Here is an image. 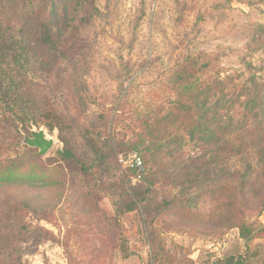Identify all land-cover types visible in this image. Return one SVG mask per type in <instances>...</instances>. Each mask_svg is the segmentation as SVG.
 I'll list each match as a JSON object with an SVG mask.
<instances>
[{
	"label": "rangeland",
	"instance_id": "374dc122",
	"mask_svg": "<svg viewBox=\"0 0 264 264\" xmlns=\"http://www.w3.org/2000/svg\"><path fill=\"white\" fill-rule=\"evenodd\" d=\"M33 1L0 0V28L22 38L49 111L68 114L79 127L69 134L77 155L91 154L79 131L117 108L116 140L142 138L150 149L116 154L110 169L83 175L60 159L58 129L33 125L55 143L45 156L17 159L23 174L38 173V182L0 184V264H215L218 254L251 250L260 255L251 261L264 263L261 167L252 163L256 174L247 182L243 174L252 171L225 144L196 142L174 122L146 114V104L166 100L171 70L186 54L234 49L236 55L213 63L221 71L238 66L248 31L241 35L235 22L253 13L251 21L264 23V0H94L84 10L78 0ZM42 23L55 46L44 43ZM257 44L251 39L253 57L264 60ZM31 131L18 135L21 145L6 146L4 133L3 152L20 155ZM124 189L130 194L116 204ZM133 200L136 209L128 211ZM242 225L249 240L240 237Z\"/></svg>",
	"mask_w": 264,
	"mask_h": 264
},
{
	"label": "trees",
	"instance_id": "16d2710c",
	"mask_svg": "<svg viewBox=\"0 0 264 264\" xmlns=\"http://www.w3.org/2000/svg\"><path fill=\"white\" fill-rule=\"evenodd\" d=\"M27 1L30 4L35 3L33 0ZM77 3L82 10L94 6V0H78ZM252 14L243 13L245 18L235 22V26L243 28L241 35L248 31L245 49L239 51L237 57L240 61L238 66L221 71L213 63L221 65L223 57L236 55L238 50L234 49L225 56L219 53L211 56L206 52L198 56L186 54L171 70L165 84L166 100L159 105H152L151 102L146 104V114H152L158 122H174L177 124L175 129H186L196 142L210 144L214 148L225 144L229 152L239 155L231 157L240 158V162L246 163L252 171L253 174L248 172L243 174V178L247 179V182L251 181L256 174V169L251 168L255 162L263 171L261 179L264 183V60L258 58L256 61V57H253L256 48L250 46L251 39L259 41L261 44H257L258 46H264V23L251 21L249 18ZM41 27L44 43L50 47L55 46L49 25L42 23ZM252 30H256V34L251 36ZM260 30L262 34L259 36ZM31 62L32 58L27 47L22 44V38L17 35H5L0 28V139L4 138V133L8 136L6 146L12 144V141L20 144L18 135L30 132L33 125H45L50 132L57 128L59 138L65 144L64 149L59 151L60 159L71 168L79 166V172L88 176L96 175L102 167L107 169L113 167L116 154L142 149L143 146L144 151L150 149L142 138L135 143L116 140L115 125L117 117L121 115L119 114L121 110L117 108L111 118L107 113L100 112L87 127L79 131L84 143L91 150L90 156L81 158L77 155L73 141L69 139L70 132L78 130L79 127H74L73 122L67 117L68 114L63 115L57 110L49 111L47 96L43 94V89H40L41 81L38 86L34 84L36 75ZM43 99L46 101L38 110L37 103ZM159 115L161 120L158 118ZM227 130L230 134H226ZM152 136L158 137L155 134ZM159 139L157 138L156 143L158 149L162 147L157 145ZM4 145L2 139L0 184H18L23 180L38 182V173L29 171L23 174L17 160L30 152L40 158L42 155L35 153L38 149L25 144L20 155H14V150L10 148L3 152ZM35 161L32 159L29 163ZM147 193L145 191L143 194ZM129 194L128 190L124 189L119 196H115L118 197L115 203H122L124 196ZM136 206L137 202L133 200L127 210L132 211ZM243 228L244 225L240 226V237L249 240V234L243 233ZM215 264L252 262L248 257L238 255L230 256L222 263L216 261Z\"/></svg>",
	"mask_w": 264,
	"mask_h": 264
},
{
	"label": "water",
	"instance_id": "95a60500",
	"mask_svg": "<svg viewBox=\"0 0 264 264\" xmlns=\"http://www.w3.org/2000/svg\"><path fill=\"white\" fill-rule=\"evenodd\" d=\"M23 142L30 147L37 148L42 156L48 154L55 143L53 137L46 136L44 129L33 130L32 136H26Z\"/></svg>",
	"mask_w": 264,
	"mask_h": 264
},
{
	"label": "crops",
	"instance_id": "0c3cea01",
	"mask_svg": "<svg viewBox=\"0 0 264 264\" xmlns=\"http://www.w3.org/2000/svg\"><path fill=\"white\" fill-rule=\"evenodd\" d=\"M234 252V251H233ZM242 255V254H241ZM232 257V256H234V257H236V256H238L237 255V253H227V254H223L222 255V253L221 254H218V256H217V263L218 262H220V263H222V262H224V260H226V258H228V257ZM243 256H246V257H248V259H249V261H251L252 259H254V258H259V256L260 255H258V252H257V250H251V251H247V255H244L243 254ZM252 262V261H251ZM252 264H264V263H258V262H255V261H253L252 262Z\"/></svg>",
	"mask_w": 264,
	"mask_h": 264
},
{
	"label": "built area",
	"instance_id": "2783aa9c",
	"mask_svg": "<svg viewBox=\"0 0 264 264\" xmlns=\"http://www.w3.org/2000/svg\"><path fill=\"white\" fill-rule=\"evenodd\" d=\"M133 159H134L136 166L141 167L143 165V162L137 153L133 155Z\"/></svg>",
	"mask_w": 264,
	"mask_h": 264
}]
</instances>
